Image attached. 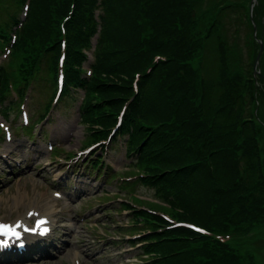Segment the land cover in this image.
Here are the masks:
<instances>
[{
  "label": "trees",
  "instance_id": "16d2710c",
  "mask_svg": "<svg viewBox=\"0 0 264 264\" xmlns=\"http://www.w3.org/2000/svg\"><path fill=\"white\" fill-rule=\"evenodd\" d=\"M238 5L231 0H28L27 16L17 31L16 49L30 41L39 53L29 58V67L46 62L50 72L64 40L66 73L73 75L82 68L80 48L89 45L100 27L89 75L66 78V83L75 79L84 89L82 121L96 124L103 138L130 100L120 131L128 135V154L139 161V178L155 188L174 219L205 230L150 227L147 245L158 244L157 249H165L162 255L180 258L188 248L161 240L187 235L196 243L189 251L191 264H240L230 239L241 240L264 223L252 62L245 60L238 43L243 21L238 16L225 20L239 14ZM241 8L250 26L248 6ZM253 18L264 27V0H257ZM209 43L216 75L192 65L199 53H207ZM4 87L1 74V94ZM179 100L190 107L185 113L176 112ZM147 213L154 224L170 223Z\"/></svg>",
  "mask_w": 264,
  "mask_h": 264
},
{
  "label": "rangeland",
  "instance_id": "374dc122",
  "mask_svg": "<svg viewBox=\"0 0 264 264\" xmlns=\"http://www.w3.org/2000/svg\"><path fill=\"white\" fill-rule=\"evenodd\" d=\"M231 1L239 4L237 7L239 14L228 15L225 20L232 21L238 16L243 21L238 43L244 49L245 60L249 59L252 62L251 58L257 52L254 55L251 52L253 48L257 51L258 47L254 44V38L252 40L249 35L252 29L247 25L244 8H241L243 4L250 5L252 0ZM13 14L18 17L23 11L16 6L14 0H3L0 8V23L7 21ZM7 22L10 23L9 20ZM256 30L260 31L258 25ZM6 32L10 37L14 36L11 25L7 26ZM262 41L264 45L263 36ZM206 49L207 53L205 51L198 54L196 68L208 72V75H216L213 66L214 50L210 43ZM7 50H9L8 46L2 47L0 42V66L4 68L2 73V80L5 81L4 90L7 87L5 97L3 100L0 99V111L3 116L0 115V124L4 123L3 126L0 125V222L15 221L20 214L23 218L36 207V204L48 202L55 217L61 221L57 233L61 243L43 256L47 258L46 260L36 257L40 251L24 260L3 261L0 256V264H153V262L191 264L189 251L196 246V243H193V239L187 235H169L165 240H161L162 244L183 245L188 248L180 258L175 254L162 255L165 249H157L158 244L147 245V248H144L146 246L144 234L147 232L144 231L145 226L146 228L157 226L159 230L163 228L160 227L163 225L160 222L152 223L147 211L165 214L170 220L177 219L173 218L172 209L155 196V188L150 184H143L139 178L143 172L136 165L139 161L136 158L130 162L126 158L121 138L109 144V148L106 143L104 144L107 153L102 159L103 165H106V169H102L105 171L103 178L98 179L94 172L86 171L84 163L88 157L95 158V155L90 157L92 153L100 154V145L93 147L88 154L78 155V152L83 151L92 143L91 139L101 133L98 132L95 124L78 123L76 100L80 92L71 91L75 95L73 99L60 97V102L52 104L50 117L40 121V114L44 111L53 89L49 74L40 67L29 87L24 86L19 79L17 69L19 66H29L31 63L29 58L34 56L35 59L39 53L30 41L18 49L15 45L13 47L15 53L12 52L9 56ZM83 51L86 55H91L90 50ZM256 71L259 73L256 74L257 82L253 92L257 114L264 123V51ZM80 75L82 74L77 73V77ZM19 88L22 96L16 93V89ZM20 97L25 100L19 108H16V98ZM185 102L188 104L190 101ZM3 107L11 109L10 113L5 114L6 116L3 115ZM188 108L190 107H186L180 100L176 102V112L180 109L181 113H185ZM21 109H26L31 117L29 135L26 134V129L18 126L21 122L18 110ZM101 117L108 119L106 115ZM259 126L257 136H259L264 170V126ZM49 145L53 149L49 150ZM149 148L151 150L155 147ZM143 151L144 149L141 150ZM109 167L112 174L107 173ZM88 176L92 179H88ZM93 177L97 178L95 182ZM101 179H103L102 184ZM71 180L74 184L83 187L79 197H75L74 194L72 198L69 195L71 190H67V187L70 186ZM55 188L60 190V198L53 195ZM134 215L138 217L132 220ZM29 220L31 221L32 218L30 217ZM146 222L148 223L145 224ZM235 244L239 249L233 248V250L241 264H264V223L256 224ZM43 251L45 252V248ZM7 256L13 257V255Z\"/></svg>",
  "mask_w": 264,
  "mask_h": 264
},
{
  "label": "snow or ice",
  "instance_id": "6c2138e0",
  "mask_svg": "<svg viewBox=\"0 0 264 264\" xmlns=\"http://www.w3.org/2000/svg\"><path fill=\"white\" fill-rule=\"evenodd\" d=\"M40 223L43 224L44 221H41ZM19 227H21V225L17 224L16 228H19ZM25 231H27V229H25ZM44 231L46 232L47 229H44ZM0 235H5V236L11 235V236H15L19 238L20 234L14 228L8 227L6 225H0Z\"/></svg>",
  "mask_w": 264,
  "mask_h": 264
},
{
  "label": "water",
  "instance_id": "95a60500",
  "mask_svg": "<svg viewBox=\"0 0 264 264\" xmlns=\"http://www.w3.org/2000/svg\"><path fill=\"white\" fill-rule=\"evenodd\" d=\"M261 50H262V45H261V43H260V49H259V52H258L257 57H256V62H257V60H258V58H259V56H260Z\"/></svg>",
  "mask_w": 264,
  "mask_h": 264
},
{
  "label": "bare ground",
  "instance_id": "6f19581e",
  "mask_svg": "<svg viewBox=\"0 0 264 264\" xmlns=\"http://www.w3.org/2000/svg\"><path fill=\"white\" fill-rule=\"evenodd\" d=\"M46 205V204H45ZM47 212L49 211V207L48 206H46L45 208H44ZM22 216V215H21ZM22 218V217H21ZM12 219V218H11ZM4 221V220H3ZM13 221V220H12ZM44 250V249H43ZM42 252V251H41ZM34 257V256H33Z\"/></svg>",
  "mask_w": 264,
  "mask_h": 264
}]
</instances>
